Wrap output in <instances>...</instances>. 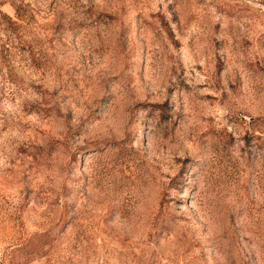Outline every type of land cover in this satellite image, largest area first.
<instances>
[{
    "label": "rangeland",
    "instance_id": "obj_1",
    "mask_svg": "<svg viewBox=\"0 0 264 264\" xmlns=\"http://www.w3.org/2000/svg\"><path fill=\"white\" fill-rule=\"evenodd\" d=\"M0 264H264V0H0Z\"/></svg>",
    "mask_w": 264,
    "mask_h": 264
}]
</instances>
